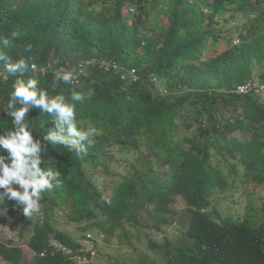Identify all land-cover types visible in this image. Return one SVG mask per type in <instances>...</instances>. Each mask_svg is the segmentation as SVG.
Returning <instances> with one entry per match:
<instances>
[{"label":"trees","instance_id":"16d2710c","mask_svg":"<svg viewBox=\"0 0 264 264\" xmlns=\"http://www.w3.org/2000/svg\"><path fill=\"white\" fill-rule=\"evenodd\" d=\"M185 2L168 0L162 8L155 2L151 9L149 0H0V51L12 61L26 58L23 78L37 79L49 96L64 95L75 105L76 120L97 129L94 144L78 154L43 139L66 135L52 115L32 109L25 117L41 142L42 169L59 171L61 181L42 193L43 219L13 209L15 201L0 204L6 215L32 224L27 245L35 264H72L51 238L81 251L72 236L55 229L60 212L75 222L93 220L110 237L139 227L142 216L160 229L178 198L189 219L166 264H264V197L263 217L253 220L222 219L214 198L237 188L239 177L264 190V97L234 91L254 77L257 65L264 80V0H196L197 9ZM126 5L135 9L125 15ZM227 10L248 14L247 29L237 33L239 43L229 36L215 52V17ZM157 12L162 25L154 22ZM206 50L213 53L204 56ZM89 59L122 68L104 71L93 64L80 74L79 63ZM33 63L45 71L35 72ZM62 67L73 69L77 82L54 81L53 70ZM132 68L136 82L122 78ZM0 71V136H7L15 127L3 113L16 77L2 61ZM155 77L165 81L164 89L148 86ZM72 91L85 100L72 101ZM0 155L7 157V150L0 148ZM10 244L0 243V254L17 264L22 249Z\"/></svg>","mask_w":264,"mask_h":264},{"label":"clouds","instance_id":"9594fccd","mask_svg":"<svg viewBox=\"0 0 264 264\" xmlns=\"http://www.w3.org/2000/svg\"><path fill=\"white\" fill-rule=\"evenodd\" d=\"M132 11L133 9L129 8L127 12ZM11 35L12 38H16L17 33L13 32ZM239 40V37L233 39L232 44L239 43ZM2 43L7 45L9 44V40L5 38L2 40ZM30 48L31 45H28L25 50L28 51ZM0 61L4 62L6 72L16 77L12 85L10 98L3 113L12 117L11 123L14 125L15 130L7 136H0V148L6 149L8 152L7 157L0 155V204H4L5 201H15L12 204V208H22V214L31 217L33 214L41 211L40 201L42 200V193L51 191L53 188H58L61 181L58 179L60 177L59 171H44L42 169L41 142L33 139L32 133L29 130V123L25 120L26 115L32 109H39L43 113L52 115L54 125L59 130V133H66V135L52 132L44 136L43 139L50 141L53 145L74 148L78 154L86 152L87 148L94 144L93 137L97 134V129L91 126L85 128L83 126L86 123L85 121L78 122L76 120L75 105L66 103L64 95L49 96L47 90L38 87L39 82L37 79L28 78L25 80L23 77L29 69V62L26 58L21 57L16 61H12L11 57L0 51ZM85 61H91L92 65L94 64L104 71L107 70L100 67V62L102 61L122 68L117 62L107 59H89ZM3 74L0 71V75ZM138 79L139 75L135 81H130L136 82ZM249 79L264 81L254 78ZM72 80L73 72L71 71H61L54 75V81H62L64 84H69ZM71 100L83 102L85 96L82 92L72 91ZM17 104L19 105L18 108L15 107ZM78 124L81 126L78 127ZM6 160H10V163L6 162ZM53 181H55V184ZM9 217L13 218L12 216ZM173 222L165 224V227H173L176 224L175 221ZM19 232L20 228L17 230L16 235ZM94 234L98 236L95 239ZM85 236L90 241H96L105 237L104 233L100 230L98 232L94 231V233H86ZM165 237L166 234H164ZM50 240L56 241L52 238ZM56 242L71 249L76 254H86L89 258L88 264L93 263L96 251L93 248L81 246V251H75L72 247L65 245L59 240ZM50 244L55 247L52 243ZM57 250L66 255L62 250ZM91 250L94 251L93 254L90 253ZM69 260L72 264H75L72 259L69 258Z\"/></svg>","mask_w":264,"mask_h":264},{"label":"rangeland","instance_id":"374dc122","mask_svg":"<svg viewBox=\"0 0 264 264\" xmlns=\"http://www.w3.org/2000/svg\"><path fill=\"white\" fill-rule=\"evenodd\" d=\"M160 2V7H163L164 2L168 0H149L151 9H153L152 3ZM187 5L193 6L194 9H197L199 2L196 0H186ZM135 9L133 5H126L124 9V14L126 15L128 9ZM203 15L208 13V10H201ZM189 13H192L189 12ZM248 14L235 13L232 15V12L227 10L223 12V16H216V29L219 33V38L217 45L215 46V52L224 48L227 44V38L232 36L233 39H236L237 33L242 30V33L247 29V27H242V24L247 20ZM154 22L156 25H162L161 12H157L155 15ZM238 31V32H237ZM204 56L208 53H213L212 51H204ZM88 66H92V63H89ZM260 66L255 67L254 79L261 80L258 76V71ZM66 70V68H64ZM166 83L163 79L152 78L148 82V86L162 88L164 89ZM261 97V96H260ZM264 97V95H262ZM120 159L119 156L116 159ZM118 162L120 165L124 162ZM237 172V171H236ZM239 172V171H238ZM99 179V177L97 178ZM236 183L238 184L237 188L233 190L228 189L221 193H216L214 198L216 199L215 208L218 215L222 218L227 219L231 218L232 220H242L244 217L253 220L261 219L263 217V212L260 210L261 202L264 197V190H260L253 186L251 183L244 182V178H238ZM22 209V208H20ZM173 214L168 217L169 222L175 221L176 224L173 227H165V224L160 226V229L155 230L152 224L151 219L146 216L140 218L141 224L137 228L127 227V232L125 234L115 233L112 236L108 237L102 229H97L96 226L92 224L93 220L90 221H81L75 222L64 217L60 212L58 214V221L55 224V229L63 233H66L76 240L82 247H91L95 251V256L92 264H134L139 260H144L146 262H154L155 264H166V258L169 257L167 251H171L174 245H178V238L186 231L187 222L189 215L186 212L184 202L182 199L178 198L177 202L174 204ZM43 205H41V211L37 214H33V218L36 216L43 219L42 215ZM0 243H11L10 245L18 246L22 249L23 256L17 264H35V255L27 245L31 233V225L27 226L25 224V219L20 215H15V217L10 218L9 215H6L3 210H0ZM32 223V222H31ZM174 223V222H173ZM171 225V224H170ZM167 226V225H166ZM86 227L83 231V228ZM21 229L16 235L18 229ZM102 231L105 235L103 239L96 241H90L87 238L82 239L83 235L86 233H94ZM164 234L166 237L164 238ZM98 237L94 234V239ZM148 240H151L155 247L151 248ZM53 240H50V243H53ZM158 248V249H156ZM0 264H12L9 259L4 258L0 254Z\"/></svg>","mask_w":264,"mask_h":264},{"label":"built area","instance_id":"2783aa9c","mask_svg":"<svg viewBox=\"0 0 264 264\" xmlns=\"http://www.w3.org/2000/svg\"><path fill=\"white\" fill-rule=\"evenodd\" d=\"M91 63V61H82L79 63V73L82 74L85 72L86 68L88 67V64ZM100 67L104 68L105 70H108L110 68H114L116 69L118 66H116L115 64H111L108 63L106 61H102L100 62ZM31 68L36 72L37 69L41 70V72L45 71L44 67H38L36 64H32ZM65 67H62V69H57L55 68L53 70L54 73H59L61 71H73V69H67L64 70ZM128 73L126 72V74L123 73L122 78L123 77H129L131 80L135 81L138 78L137 72L135 71V69H129L127 70ZM77 75L73 74V80L72 82H77ZM235 93L240 94V95H248V94H253L256 96H262L264 95V81H255L253 79H248L247 81L243 82V83H239L235 86L234 89ZM89 237V235H88ZM57 249L62 250L64 253H66V255L69 256L70 259L73 260V262L75 264H88L89 263V258L87 257L86 254H76L74 253L71 249L62 246L60 243L54 241L52 243ZM91 254L94 253L93 250L90 251Z\"/></svg>","mask_w":264,"mask_h":264}]
</instances>
